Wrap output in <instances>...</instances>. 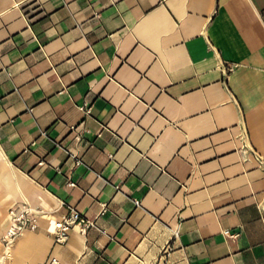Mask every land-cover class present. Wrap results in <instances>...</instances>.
Returning a JSON list of instances; mask_svg holds the SVG:
<instances>
[{"label":"crops","instance_id":"0c3cea01","mask_svg":"<svg viewBox=\"0 0 264 264\" xmlns=\"http://www.w3.org/2000/svg\"><path fill=\"white\" fill-rule=\"evenodd\" d=\"M0 160L32 264H264V0H0Z\"/></svg>","mask_w":264,"mask_h":264},{"label":"bare ground","instance_id":"6f19581e","mask_svg":"<svg viewBox=\"0 0 264 264\" xmlns=\"http://www.w3.org/2000/svg\"><path fill=\"white\" fill-rule=\"evenodd\" d=\"M23 185H25L24 176L0 160V195L6 196L4 201L0 202V231L7 228L9 207L22 201L26 202L33 210L32 198L26 196ZM22 187L24 189H21ZM42 219L46 220V231H53V226L58 220L51 216H42ZM1 233L0 240L3 236ZM30 233L33 232L22 231L6 248L2 246L0 241V264H32L34 243L28 239L32 236ZM19 238L22 241L16 244Z\"/></svg>","mask_w":264,"mask_h":264},{"label":"built area","instance_id":"2783aa9c","mask_svg":"<svg viewBox=\"0 0 264 264\" xmlns=\"http://www.w3.org/2000/svg\"><path fill=\"white\" fill-rule=\"evenodd\" d=\"M80 110L85 116L89 114V108L86 105H83ZM135 204L138 205L137 202ZM41 219L42 214L39 211L32 210L26 205L10 208L8 210V225L0 240L2 246L8 247L22 231H37ZM93 226V222L77 211L68 209L67 214L54 224L53 231L47 232L53 237L55 244H63L70 230L77 228L81 234H85ZM43 264H60V262L55 258H48Z\"/></svg>","mask_w":264,"mask_h":264}]
</instances>
